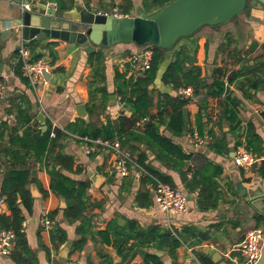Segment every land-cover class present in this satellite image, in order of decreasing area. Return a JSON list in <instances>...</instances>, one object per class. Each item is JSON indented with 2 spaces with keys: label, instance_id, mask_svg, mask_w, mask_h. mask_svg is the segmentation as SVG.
Here are the masks:
<instances>
[{
  "label": "crops",
  "instance_id": "1",
  "mask_svg": "<svg viewBox=\"0 0 264 264\" xmlns=\"http://www.w3.org/2000/svg\"><path fill=\"white\" fill-rule=\"evenodd\" d=\"M17 1L0 0V82L6 87L4 100L0 103V181H3L9 170L30 169L31 176L27 188L33 197V203L30 213L22 209V231L29 257H33L31 261L35 264H105L110 259L112 264H142L141 251L137 250L132 259H124L123 253H118L112 244L101 242L95 234L87 236L81 250L71 252L72 243L80 237L75 231L79 221L69 223L64 219L63 209L66 202L51 191L49 171L39 161L34 162L29 155L25 157L26 148L20 147L14 138L12 139L15 134L22 135L27 128L41 129L42 123L37 116L42 113L47 127L55 125L56 129L66 135L59 140L60 147L56 146L52 151L53 156L61 152L73 159L71 170L63 168L61 172L74 180H84L88 183V206L85 214L91 219L92 230H103L110 221L125 226L129 220L136 222L142 229L157 227L173 232L189 229L185 235L186 242L176 249L175 254L171 255L167 250L155 248L147 251L162 257L164 264H264V212L259 214L249 201L254 196L264 194V175L260 174L264 162V85L257 89L252 88L244 95L239 88L240 80L229 85L226 80V76L233 70L261 52L264 46V6H250L249 11L237 15L240 17L235 16L214 26H203L194 34L180 39L172 49L164 53L155 78L148 86L154 104L150 110L152 114L157 111L156 103L162 93L187 99L184 105L186 130L181 135L173 136L163 125L159 126V132L171 138L184 153L193 154L190 160L185 161L183 168L178 171L177 168L167 166L164 161L157 159L156 152L141 143L133 142L139 150L145 152V163L166 174L173 186L181 188L187 195V209L176 215H168L162 212L154 201L152 182H143V177L136 179L133 175H119L114 158L107 149H98L90 155L82 154L79 150L78 135L67 131L69 125L80 120L100 126L108 121H115L120 115H131L130 108L124 107L119 89L126 85L127 80L144 75L135 77L128 62L129 55L140 50L141 46L130 42L96 46L95 55L92 56L93 45L89 43L53 37L26 39L22 25L17 23L21 9ZM46 1H34L37 11L45 10ZM54 1L57 2L56 11L72 18H78L81 9H95L97 12H108L106 10L111 9L109 12H114L121 3V0ZM131 1V13H119L120 15L133 16L138 9H142L141 0ZM31 40H37L40 46L52 44L55 53L52 64L49 49H41L43 58L46 57L51 65V77L35 87L24 74L20 76L15 72L16 51L21 44L27 46ZM180 45L189 50L187 63L198 65L202 77L207 82L216 77L217 70L226 75L223 78L225 86L240 101L237 112L240 131H231L229 123L222 118V97H205L203 92L195 95L194 91L192 97H186L178 93V89L185 86L174 88L162 81V74ZM116 72L122 74L123 78H116ZM101 75H104V79ZM101 87L106 91L104 106H99L103 98L99 89ZM94 90L97 91L92 92ZM19 96L24 97L25 101L16 100ZM9 98L17 101V108L9 109ZM92 100L97 103V108L90 107ZM79 104L84 106L85 116L77 115L75 107ZM199 116L202 118V133H199L196 125ZM144 125L145 123L137 127L135 123L133 128L141 131ZM248 126L259 137L263 151L259 155L252 151L257 160L251 170L246 172L234 166L233 151L236 141H243L241 132ZM193 132L209 137V143L191 144L187 134ZM223 136L228 143V149L224 153H218L210 148V145L214 139ZM124 151L128 153L125 149ZM14 154L16 158L13 157ZM206 158L221 168V173L216 178L220 196L215 208L201 210L197 203V191L186 187L182 175L185 172L186 177L190 178L196 170L202 168ZM58 168L59 165L56 169ZM128 179L132 181L131 185L127 184ZM138 191L148 193L150 205L144 206L136 202ZM258 205L262 206L261 203ZM53 211L57 212L52 215ZM2 214H10L4 201L0 204V215ZM45 214L51 220L49 230H44L40 224ZM256 216H259V220ZM56 223L65 231L66 240L55 247L50 234ZM255 227L263 230L261 254L256 261L250 262L242 257L238 245L244 239L246 231ZM210 249L215 252L211 254ZM201 256H204L203 260ZM171 257H175V260ZM0 264L18 263L10 255H0Z\"/></svg>",
  "mask_w": 264,
  "mask_h": 264
},
{
  "label": "trees",
  "instance_id": "2",
  "mask_svg": "<svg viewBox=\"0 0 264 264\" xmlns=\"http://www.w3.org/2000/svg\"><path fill=\"white\" fill-rule=\"evenodd\" d=\"M170 1L172 0H141V7L144 12L152 14ZM59 6L61 8V5ZM132 8L131 0H121L116 10L118 13L125 15L130 14ZM27 47L30 49V61H35L44 56L41 49H49L50 63L53 64L55 53L52 49V44L48 43L40 46L37 40H31L27 44ZM151 47L152 58L150 66L144 75L134 80H127L126 85L121 86L119 89L124 107L130 108L131 115L129 117L120 115L115 121H108L106 124L100 126H94L85 120H80L69 125L67 131L77 134L79 137H88L90 139L118 140L120 147L128 151L131 157H135L137 162L145 169L146 174L143 176V182H153V178H158L162 182L173 186L166 174L145 163V152L139 150L133 143L138 142L147 146L148 149L156 152L157 159L164 161L167 166L174 169L177 168L178 171L185 166V161L190 160L193 156L192 153H184L181 147L175 144L171 138L159 132L160 125H163L166 131L173 136H179L186 130L184 105L187 103V99L181 98V96L173 97L162 93L156 103V113L152 114L150 112L154 104L152 103L151 91L148 89V86L155 78L164 53L172 49L173 46L169 49H163L154 45H151ZM91 53L92 56L95 55L94 51ZM188 53L189 50L184 45H180L175 50L173 59L162 74V81L166 84H171L174 88L191 86L195 95L202 94L203 92L205 97H222L220 101L222 118L229 123L231 131H240V121L237 117L240 101L225 86L223 78L226 75L221 70H217L216 77L207 82L202 77L201 68L198 65H189L187 63ZM16 56L15 72L22 76V61L18 58L17 51ZM101 77L104 79V75H101ZM115 77L123 78V75L116 72ZM226 80L228 85L240 80L239 88L244 95H247L246 92L248 90L252 88L257 89L264 85V46H262L261 52L254 58L246 60L238 69L233 70L226 76ZM99 89L103 93L102 102L99 106H104L106 91L103 87ZM94 97L91 96V98ZM16 100L25 101V98L19 96ZM16 100L9 98L10 110L17 108ZM97 106V103L93 101L90 107L97 108ZM88 110L91 112V109L88 108ZM142 117H148L149 121L145 123L141 131H137L133 126ZM201 120L202 118L199 116L196 122L199 133H202ZM51 131L52 129L49 126L44 132L41 129L32 130L31 128H27L23 131L22 135L15 134L12 139L14 138L20 147L26 148L25 157L29 155L34 162L39 161L49 171L51 191L64 198L66 202V207L63 209L64 219L69 223L79 221L75 231L80 237L72 243L71 252L81 250L87 236L95 234L101 242L112 244L118 253H123L124 259H132V256H135L138 250L142 253V264H164L162 257L147 250L150 248L157 250L164 249L173 255L176 249L186 242L185 235H187L189 229H184L181 232L162 230L157 227L142 229L136 222L130 220L125 226H119L115 221H110L105 229L99 231L92 230L91 219L85 214L88 206V183L84 180H74L61 172L63 168L71 170L73 159L71 156H67L61 152L53 156L52 151L56 146L60 147L59 140L66 135L55 128L53 130L54 137H51ZM241 135L243 136V141H236L234 147L244 142V145L249 150L258 155L262 153L263 147L261 141L250 126L247 129L243 128ZM227 144L223 136L214 139L210 148L218 153H224L228 149ZM15 154L13 155L14 158H16ZM58 165L59 168L56 169ZM220 173L221 168L211 163L207 158L202 168L196 170L190 178H187L185 172H183L182 178L186 187L191 191H197V203L201 210L216 207L220 196L217 192L216 178ZM260 174L264 175V162H262ZM30 176L31 172L29 168L12 169L6 172L1 184L0 196L9 208L10 214L0 215V229H11L14 231L15 247L10 256L18 264H35L32 262L33 257H29L28 246L22 231V222L24 220L22 209H25L28 213L32 210L33 197L27 188ZM131 183L132 181L128 179L127 184L131 185ZM136 202L146 206L150 205L151 200L147 192L138 191ZM56 212L53 211L52 215ZM256 219L259 220V217L256 216ZM50 237L55 247L66 240L65 231L57 223L52 227ZM130 241L131 243H129ZM203 257L201 256V260H203ZM171 259L174 261L175 257H171ZM105 264H112V261L109 259Z\"/></svg>",
  "mask_w": 264,
  "mask_h": 264
},
{
  "label": "water",
  "instance_id": "3",
  "mask_svg": "<svg viewBox=\"0 0 264 264\" xmlns=\"http://www.w3.org/2000/svg\"><path fill=\"white\" fill-rule=\"evenodd\" d=\"M247 4L260 7L264 6V0H172L152 14L138 9L133 16H114L97 13L95 9H81L78 18L58 11L47 14L42 9L37 11L35 4H30L29 11L20 9L17 23L22 25L26 39L53 37L77 43L85 42L93 45V51L96 46H112L120 42L169 49L180 38L194 34L203 26L218 25L234 18ZM43 76L45 80H49L51 73L44 72ZM75 111L77 115L86 114L82 104L77 105ZM37 118L41 121V131L44 132L47 126L43 114L39 113ZM1 184L2 181L0 194ZM249 201L259 214L264 212V194L254 196ZM214 252V249H210L211 254Z\"/></svg>",
  "mask_w": 264,
  "mask_h": 264
},
{
  "label": "built area",
  "instance_id": "4",
  "mask_svg": "<svg viewBox=\"0 0 264 264\" xmlns=\"http://www.w3.org/2000/svg\"><path fill=\"white\" fill-rule=\"evenodd\" d=\"M29 2L21 1V10H30V4H34L35 0H28ZM57 10V2L54 0H47L45 2V13L50 14L51 11ZM104 15L113 14L114 16H121L117 11L114 12H97ZM18 58L22 61V72L28 78L29 82L35 87L40 82L44 81V72H50L51 65L43 57L30 61V50L26 45L21 44L18 48ZM152 58L151 45H142L140 50L131 53L128 57L130 69L135 73V77L142 75L150 66ZM6 87L4 83L0 82V103L4 100ZM180 95L186 97L193 96V89L191 86H185L178 89ZM149 121L148 117H143L136 126L140 127ZM55 125L51 127V137H54L53 130ZM189 142L194 145H206L209 143V137H203L196 132L188 133ZM79 140V150L84 155H90L98 151V149L108 150L114 158V165L116 171L121 176L133 175L136 179L143 177L146 174L145 169L137 162L135 157H131L126 153L116 140H105L101 138L90 139L88 137H77ZM257 160V156L249 150L243 143L236 145L233 151V164L235 167L249 172ZM152 193L157 207L168 215H176L184 212L187 209L188 198L185 192L175 186L162 182L158 178H153ZM3 203V198L0 197V204ZM44 230H49L51 227V220L45 214L40 220ZM263 230L260 227L251 228L246 231L244 239L238 245L242 257L247 261H256L261 254V239ZM15 247V233L11 229H0V255L9 256Z\"/></svg>",
  "mask_w": 264,
  "mask_h": 264
},
{
  "label": "rangeland",
  "instance_id": "5",
  "mask_svg": "<svg viewBox=\"0 0 264 264\" xmlns=\"http://www.w3.org/2000/svg\"><path fill=\"white\" fill-rule=\"evenodd\" d=\"M250 4H247V6H246V8L241 12L242 14H244V13H246L247 11H249V9H250ZM264 8V7H263ZM106 11H111V9H107ZM237 17H240V16H237ZM236 19H238V18H236ZM237 168V167H236Z\"/></svg>",
  "mask_w": 264,
  "mask_h": 264
}]
</instances>
